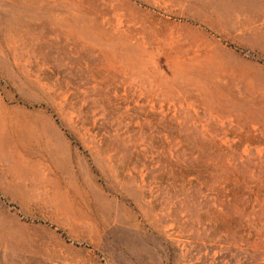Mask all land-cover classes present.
<instances>
[{
	"label": "rangeland",
	"instance_id": "1",
	"mask_svg": "<svg viewBox=\"0 0 264 264\" xmlns=\"http://www.w3.org/2000/svg\"><path fill=\"white\" fill-rule=\"evenodd\" d=\"M6 2L0 264H264V0Z\"/></svg>",
	"mask_w": 264,
	"mask_h": 264
},
{
	"label": "bare ground",
	"instance_id": "2",
	"mask_svg": "<svg viewBox=\"0 0 264 264\" xmlns=\"http://www.w3.org/2000/svg\"><path fill=\"white\" fill-rule=\"evenodd\" d=\"M6 1L7 0H0V20H1V23H3L4 25H7L8 27L11 25L16 26L17 24H19V22H18L19 16L18 15L21 11L20 7H17V5L15 3L8 5ZM110 4H111V2H110ZM242 67H243V65H242ZM63 123L68 127L70 126V121L68 120V118L65 119V121H63ZM5 213H7L6 210L0 207V227H2V224H3L2 217H4Z\"/></svg>",
	"mask_w": 264,
	"mask_h": 264
}]
</instances>
